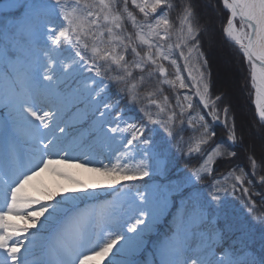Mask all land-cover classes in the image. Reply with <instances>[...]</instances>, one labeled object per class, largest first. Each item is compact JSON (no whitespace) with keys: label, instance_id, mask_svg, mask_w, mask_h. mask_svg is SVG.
<instances>
[{"label":"snow or ice","instance_id":"1","mask_svg":"<svg viewBox=\"0 0 264 264\" xmlns=\"http://www.w3.org/2000/svg\"><path fill=\"white\" fill-rule=\"evenodd\" d=\"M218 4L261 136L259 158L219 174L237 126L212 94L195 0H0V264H144L146 249V264H264V232L257 250L249 227H264V0ZM180 158L198 162L174 186L147 185ZM44 172L73 187L42 186ZM135 181L146 187L132 195ZM201 182L206 194L172 205ZM102 187L112 198L81 209Z\"/></svg>","mask_w":264,"mask_h":264},{"label":"rangeland","instance_id":"2","mask_svg":"<svg viewBox=\"0 0 264 264\" xmlns=\"http://www.w3.org/2000/svg\"><path fill=\"white\" fill-rule=\"evenodd\" d=\"M204 15L206 18V25L208 26V31L205 35L206 47H208V49H209L210 45H213V47H216V48L218 47L219 50L222 51V53L221 52L219 53L220 59H222V61L225 62L229 66L230 69L237 71L238 76H239L238 79L235 81H233V79H232V77H230L229 73L226 76L227 80L229 82H231V86H228L225 88V91H224L225 95L223 93L224 99L222 100V102L225 104V103H227V99H230V100L232 99V102L238 106V111H237V113L234 112V117H235V123L237 126V136L240 137V139H238V140H239V143L244 148L234 149L237 152V156L232 158L231 160L221 159L216 163V165H215L216 172H217V174H219V173H222L223 171H225L228 168V166L230 164H232L233 162H236L238 164H240V162H241V163L248 165V160H247L246 155L248 156L252 151H255V154L259 158L261 136H260V132L255 130L252 126L253 122L257 125H258V123L254 117L255 108L251 102V98H250V103H251L252 110H249L247 97H249L250 95H249V90L247 88L246 89L243 88V84H242L243 76L242 75L244 73L241 70V64H240L241 62H238L234 58V56L231 53H229L227 48H225V47L223 48L222 45L220 44V42L218 40V36H217L216 31L214 29V22H215V18H216L215 15L216 14L213 15L212 13L209 14L208 12H205ZM209 62H210V59H209ZM210 66H211V63H210ZM211 69H212L211 78L213 80L212 89L215 90L218 83L215 82V79H214L215 71L213 70L212 66H211ZM81 107H83V105H81ZM238 115H240V116L238 117ZM239 128L241 131L239 130ZM215 130H216V132H218V135H221V133H223L222 129L219 126H216ZM72 155L80 156L81 160L84 159V157L80 151L73 152ZM101 159H102V157L95 156L89 162L88 167L96 166V164H98ZM104 162L106 163L107 160H105ZM191 164H197V160H194ZM182 169H183V167L176 169V170H173V172L171 171L172 173L170 172L168 179L164 180V181H162L161 178L160 179L155 178L154 180H148L147 185L154 187L155 185H159L162 182L165 184H168V185L170 183L177 182V180L175 179V174ZM69 171H71L73 173V175L76 179H79L85 183H91L97 177V174L86 171L83 168H73V169H70ZM145 180H147V178H145ZM37 183H39L42 186H45L47 188L56 190V191L61 190V186L67 187V188L73 187V185H71L69 182L62 180V178L56 177L55 175H53L49 172L42 173L40 175V177L37 178ZM132 184H133L132 193H131L132 195H135L136 189H140L141 191H143L146 187V185L143 181H135V182H132ZM96 192H97V198L95 200L85 201L84 204L80 205L81 209H85L89 212L99 211V206L104 204L106 201H108L112 198L111 195L108 194L110 192V189H108L106 187L97 188ZM176 192L177 191L172 190L171 195L173 193H176ZM182 193H184V192H182ZM182 193H180L178 196H181ZM183 198H185V197H182V199ZM173 199L175 201H177V197H174ZM182 199H180V200L178 199V202H181ZM164 228L165 227H164L163 218H162L160 223H158L155 226L154 231L152 233L148 234V239L150 241L155 239L158 234L164 232L163 231ZM150 258L151 257L148 255L147 249L145 250L144 253H142L140 256L137 257V259L144 262V264H146V262Z\"/></svg>","mask_w":264,"mask_h":264},{"label":"trees","instance_id":"3","mask_svg":"<svg viewBox=\"0 0 264 264\" xmlns=\"http://www.w3.org/2000/svg\"><path fill=\"white\" fill-rule=\"evenodd\" d=\"M195 2H196V5H197V12L199 14V20H200L201 24H206V18H205V15H204L205 12H208L209 14L212 13L213 15L216 14L215 15L216 18H215V22H214V29L216 31V34L218 36V40H219L220 44L222 45L223 48L224 47L227 48L229 53H231L238 62H241V59H240V56L238 55L237 50L229 42H227L226 39L222 36V33H221V19H222V17H221V11H220L222 6L218 4V0H195ZM205 35H206V33L201 38L202 39V51L204 52V56H205V58H206V60L208 62V68H207L206 72H210V74H212V69H211L210 62H209V49L205 45ZM242 76H243V80H242L243 88L246 89V87L244 86V74ZM212 82H213V80L211 78V85H212ZM211 91H212L213 95H220L224 99V96H223V93L225 95L224 91L221 92V93H217V91L213 90L212 88H211ZM247 99H248L249 110H252L251 103H250V96L247 97ZM225 104H227L229 106V115L230 116H234V112H233V110L231 108V105L228 102L225 103ZM223 105H224V103L222 102L221 105H220L221 108L223 107ZM217 126H219V125H217ZM252 126H253V128L255 130L260 132L259 131V126L257 124H255L253 122ZM219 127L222 129L223 133H221V135H218V132H217V137H216L217 140L225 138V136H224V133H225L224 128L221 127V126H219ZM237 138L240 139V137H238V136H237ZM208 147H211V146H208ZM236 148H240V149L244 148L239 143V140H238V144H237ZM246 157H247V155H246ZM194 160H192L191 163ZM191 163H186L183 158L178 159V162L176 163L175 167L171 170L173 172V170H176V169H179V168L183 167L182 170H180L179 172H177L175 174V179L177 180V182H179L182 179V176H183L184 172H187L191 167L196 165V164H191ZM237 165H241V166H245V167L247 166L246 164L241 163V162H240V164H238L236 162H233L232 164H230L228 166V168L225 171H227L229 168H232V167L237 166ZM225 171H223V172H225ZM156 178L160 179V177H156ZM177 182L170 183L169 185L170 186H174ZM255 190L259 191L260 189L257 188ZM197 191L206 194V182H201L200 184L196 185L195 189H189V188L183 189L184 193H182L181 196H178L181 192L173 193L172 195H170L169 198L171 200L172 205H174L175 207H178L180 205V202H178V199L180 200V199H182V197H187L189 195H195ZM172 197L173 198L177 197V201H175ZM237 197H239V194H237ZM229 199L232 201V204L237 209L241 208V200L239 198L232 199V197H229ZM255 199H257V202L259 204V198H255ZM175 207H170V211L174 212L175 211ZM254 215L259 216L260 213L257 212ZM170 220H171V216L170 215H166L165 217H163V223H164V227H165L163 229V231H165L167 229L168 221H170ZM249 222H250L249 223V227L252 228V231H253V239H254L253 248L258 250L259 249V245H260V235H261L262 232H264V227H262L261 224H259V223L252 224L251 223V217H249ZM238 234L239 233H237V235Z\"/></svg>","mask_w":264,"mask_h":264},{"label":"bare ground","instance_id":"4","mask_svg":"<svg viewBox=\"0 0 264 264\" xmlns=\"http://www.w3.org/2000/svg\"><path fill=\"white\" fill-rule=\"evenodd\" d=\"M220 52L222 53V51H220L218 47L216 48V47H213V45H210L209 59H210L211 66L213 70L215 71V76H214L215 82L218 83V85L215 88V91H217V93H221L225 91L226 87L231 86V82H229L226 78L228 73L230 74V77H232L233 81L237 80L239 77L237 71L230 69L229 66L225 62H223L222 59H220L219 57ZM227 102H229V104L231 105L233 112L237 113L238 106L232 102V99L231 100L227 99ZM239 116L240 115H238V117Z\"/></svg>","mask_w":264,"mask_h":264}]
</instances>
